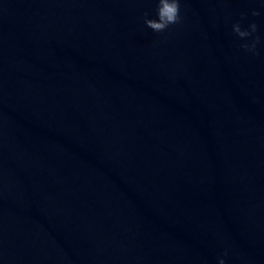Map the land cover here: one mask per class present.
I'll return each instance as SVG.
<instances>
[{"label":"water","instance_id":"water-1","mask_svg":"<svg viewBox=\"0 0 264 264\" xmlns=\"http://www.w3.org/2000/svg\"><path fill=\"white\" fill-rule=\"evenodd\" d=\"M157 4L0 0V264H264V0Z\"/></svg>","mask_w":264,"mask_h":264},{"label":"clouds","instance_id":"clouds-1","mask_svg":"<svg viewBox=\"0 0 264 264\" xmlns=\"http://www.w3.org/2000/svg\"><path fill=\"white\" fill-rule=\"evenodd\" d=\"M253 16H259L260 12L253 11ZM156 19H149L148 14L145 13L144 23L147 28L151 29L155 33H164L169 30L171 26L181 23L180 14V0H158L156 9ZM243 18V17H242ZM250 30L242 29L239 23L232 26L233 33L240 39L248 41L249 38L253 37V34L258 31L257 25L252 23L249 26ZM261 43V38L255 36L251 39L250 43H244L241 48L245 53L258 56L259 52L257 46ZM225 257L228 255L227 252L223 254ZM218 264H225L223 258L219 259Z\"/></svg>","mask_w":264,"mask_h":264}]
</instances>
